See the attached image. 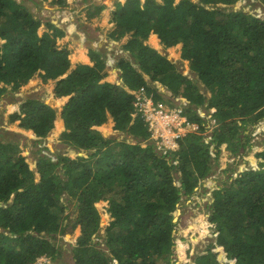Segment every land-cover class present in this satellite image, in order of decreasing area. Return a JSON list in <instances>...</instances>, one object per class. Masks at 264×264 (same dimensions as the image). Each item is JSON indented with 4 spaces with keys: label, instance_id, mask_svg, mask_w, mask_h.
<instances>
[{
    "label": "trees",
    "instance_id": "trees-1",
    "mask_svg": "<svg viewBox=\"0 0 264 264\" xmlns=\"http://www.w3.org/2000/svg\"><path fill=\"white\" fill-rule=\"evenodd\" d=\"M53 1L62 7L68 3ZM237 2H119L112 34H131L125 45L131 59L117 63L119 84L105 80L107 63L96 50L91 52L93 65H81L64 76L70 66L68 52L57 47L63 30L49 21L48 32L30 36L32 23L42 21L15 0H0V40H5L0 43V101L8 85L17 90L36 73L44 81L57 79L55 96L70 97L61 107L60 139L83 151L75 157L58 153L54 161L49 148H41L35 170L19 136L5 134L10 140L0 141V264H37L41 256L57 259V241L69 229L77 234L75 264H171L177 244L174 213L214 169L211 145L200 134L208 121L198 107L214 108L218 126L213 141L230 152H238L240 145L246 149L250 137L243 140L240 133L264 117V19L235 8ZM93 7L96 14L102 9ZM3 16L9 17L5 24ZM152 34L166 47L182 45L181 58L190 62L204 90L149 46ZM145 75L180 96L188 120L199 126L179 139L173 153L177 165L149 141L151 131L143 118L134 116L136 96L127 88L147 86ZM180 86L184 91L179 92ZM109 116L114 130L132 140L103 135L100 126ZM56 119V108L34 97L25 98L10 114L11 122L30 130L35 143L44 142ZM257 159L258 169L214 188L207 210L216 240L195 254L192 264H264V149ZM100 201L107 202L113 218L104 248L95 243L102 221ZM189 249L180 247L181 255Z\"/></svg>",
    "mask_w": 264,
    "mask_h": 264
},
{
    "label": "rangeland",
    "instance_id": "rangeland-1",
    "mask_svg": "<svg viewBox=\"0 0 264 264\" xmlns=\"http://www.w3.org/2000/svg\"><path fill=\"white\" fill-rule=\"evenodd\" d=\"M15 1L19 5H24L29 11H31L34 14L35 18L40 19L42 21L39 23L38 22L32 23L33 33L31 32L30 36H33L34 33L36 32L39 33V31H40L39 34L41 35V30L47 27V23L49 21H52L53 18L58 19V16L60 14L64 16L65 11L62 10L67 8L68 6H72V9H74L75 12L74 14L75 16L73 20L76 23V25L82 26L83 29H86V31L89 29V32L87 34H91V36L94 37L99 28L98 25L95 24L93 21L94 17L98 15L101 16V14L107 13V10H105L106 6H103L105 4L103 3L101 4L100 0H75L72 3L68 0L67 5L63 7L54 3L53 0H46V1L15 0ZM114 2H116L114 9L116 10L118 3L119 2L125 3L126 0H120V1L114 0ZM143 3H145V1ZM94 5L102 6L101 11L97 12L98 14H96V12L94 13V7H93ZM234 6H237L238 9L241 8L244 11L246 10L250 14L258 15L261 17V19L264 18V5L260 0H241L239 4H234ZM2 18L5 24V20L8 19L9 17L6 18L3 16ZM112 22L114 23V19ZM7 23L10 24L11 20H8ZM115 28L112 31H114ZM112 31L109 34L110 39L108 38L107 42L103 43V49L106 51L105 56L104 53L101 52V50L99 51L103 54V57L105 58V61L107 63L106 66H108V69L110 71H112V69L115 70L117 68V63L118 61H120V59L124 58L130 60V56H131V53L125 48V45L131 38V34H127L122 37H117V35L114 36L112 34ZM32 41L34 42L35 39ZM0 43L3 44L4 42L2 41ZM162 45H163V49H162V53L161 52L160 53L162 55L167 56V58L171 62L176 64L179 72H182L187 78L192 79L195 83H197L200 86V88L204 90V86L199 81L197 75L194 73L193 70H190L191 68L189 69L190 62L183 61L180 58L181 56V55L179 56L180 47L175 46L176 48L174 47L172 48V47H166L164 44ZM60 46L61 45L58 42L57 47L59 49L67 50L66 47L60 48ZM171 50L173 52H171ZM110 51L112 52L118 51L119 55L116 56V58H114L113 60H111L109 58V55L107 54L110 53ZM176 52H178V56L175 58V54H177ZM145 77H147L148 80L150 78L147 75ZM49 80L48 78H46V81L43 82V85L40 82L38 83L40 84V87L42 86V88L44 89L42 88L36 89L37 86L36 87L32 86V90H31V86L29 87L26 85L28 84V82L26 84H23L17 90H13L11 87L9 90L8 88V91L5 95L6 98H4L1 101V105L3 106L6 105L5 107H7V105L11 104L10 109H12L13 103L17 104L18 101L24 100L26 97H30V98L34 97L38 99L41 98V100L46 101L47 103L51 104L54 108L59 110L60 106L65 104L70 97H65V98L63 97L62 99L55 98L52 95L53 81H49ZM112 83L114 82L112 81ZM160 85L163 84H161L160 82L152 83L153 88L157 87L158 90H159L158 86ZM45 86L48 87V89H46ZM178 88H180L179 92L184 91L183 86H180ZM160 89L161 90L159 91V96L161 98L156 99V101H164L165 104L167 105V108L173 107L175 106V104H180L182 102V99H180L179 96H176L174 94L172 95L173 93L172 91L167 92L168 89L167 87ZM208 94L210 95V92H208ZM198 110L203 114L208 113V108L206 109L204 106L198 107ZM210 110L213 111V109ZM110 117L111 116H109V118ZM108 120L106 123H108ZM209 120L211 121L212 119ZM57 124L52 129V131H50L49 136H47L44 139V142L42 143H35L34 140L36 138L32 134H28L24 129L20 128L18 122L15 123L11 122L9 117L7 120V125L5 126L6 127L5 131L14 132V134L18 135L21 138L22 142L24 141V143H22L26 147L24 153L27 156V160L31 164L32 168L36 170V164L38 159V155L36 154V152L41 148L48 147L50 149L49 154L54 158V160L57 159L58 153H65L71 157L76 156L75 153L77 151L71 147H68L66 144H64L61 141L60 139L61 129H60L59 120L57 121ZM2 125H5V122L3 116L0 115V127ZM207 126H208V130L204 129L200 134L205 136L204 140L211 145V162L214 166V169L207 178L201 181L200 186L198 187L199 190L190 199H187L186 196L183 197L182 202L179 204L177 210L174 213L175 221L177 222V225L175 226V230H174V236L177 244H176L175 254L172 256L173 258L171 264H192L194 261L195 254L204 252L207 246L210 245L212 241L216 240V232H214L215 230L211 228V223L209 221L210 210H207L209 201L211 202L213 200V191H214L213 189L218 184L222 185L226 180H229L231 178L235 179L239 173L245 170L258 169L257 166L259 160L257 159V153H259L264 149V117L260 118L256 123L248 126V128L245 131L240 133V137L243 140L245 139V136L249 135L250 141L249 144H246L248 145L246 149H243L244 147L240 145L238 152H230L229 150H227V148L224 145L218 148L214 143L213 131L218 126L217 120L215 125L210 127V122H208ZM101 128H103L107 136H105L104 134L103 135L107 138L123 139L126 137L129 139V136L132 137L131 135H128L124 132L115 131L114 126L110 128L111 134L109 133L108 130L105 131L106 125L104 127L100 126V129ZM192 130L195 129L188 127L187 132H190ZM149 141L154 143V141L151 139V135L149 137ZM216 158L217 161H215ZM229 165H231L233 171L226 172L224 169ZM176 176H178L177 173ZM97 206L98 209L100 210L102 221H101V228L97 233V237L95 238V243H98L99 241L100 246L104 248L106 247V243H105L106 227L107 224L111 220H113V218L111 217V214L108 213L107 202L100 201L97 204ZM200 215H203L204 217L199 219ZM76 216L77 215L74 213L71 217L72 219H74ZM104 216H106L107 219L104 218ZM194 222L199 223V225L195 224ZM201 225L204 226L206 225L207 228L204 229ZM190 227L197 228V230L193 231ZM57 243L58 245H60L61 255L54 260H51L50 258H46L45 256H43L46 258V260H43L44 262L43 264H74L75 259L72 250L74 247H76L77 244V234L75 233V231L69 229L64 236H59V240L57 241ZM181 245L184 246L185 250L190 248L188 253L185 255L186 257L185 256L183 257L181 255L180 252V247H182ZM38 261L37 264H39ZM163 263L164 261L159 262V264H163Z\"/></svg>",
    "mask_w": 264,
    "mask_h": 264
},
{
    "label": "crops",
    "instance_id": "crops-1",
    "mask_svg": "<svg viewBox=\"0 0 264 264\" xmlns=\"http://www.w3.org/2000/svg\"><path fill=\"white\" fill-rule=\"evenodd\" d=\"M69 1L72 3L75 0H69ZM118 1H120V0H118ZM139 1L141 2V4H144L143 2L144 1L146 2L147 0H139ZM156 1L158 3H162V4L164 3V0H156ZM180 1L181 0H176V4L179 3ZM100 3L101 4L102 3L105 4L103 6H106L105 10H107V13L101 14V16L98 15V16L94 17L93 21L99 27L94 37H92L91 34H87L89 32V29L86 31V29H83L82 26L76 25V23L73 20V18L75 16L74 15L75 12H74V9H72V6H68L67 8L62 10V11H65L64 12L65 14L63 13L64 16H62V14H60L58 16V19L57 18H53V20H52V22L55 25H57L60 29L63 30V35L61 36V38L59 39L58 42L61 45L60 48L66 47L67 48V52H68V58H69L70 66H69L68 71L64 74V76L67 75V73L77 69L81 65H84V64L93 65L94 62L91 59V52L93 50H97V51L101 50V52H103L104 55L106 54V51L103 49V43L107 42L108 38L110 39L109 34L116 27V25L114 26V23L112 22L113 21L112 17H113V13L115 11L114 9H115V3L116 2H114V0H100ZM94 13H95V10H94ZM48 31H49V27L47 26V27H45L44 29L41 30V34H43L44 32H48ZM151 36L152 37L149 38L147 43H149V45L152 48H154V49H156V50H158L159 52L162 53L163 45L159 41L158 36L156 34H152ZM2 41L4 42V40L1 39L0 42H2ZM181 46L182 45L179 46L180 47L179 56L181 55ZM176 53L177 54H176L175 58L178 56V52H176ZM180 58H181V56H180ZM183 61H186V60H183ZM106 67H107L105 69V72L107 73L106 80L111 81V82L113 81V82L119 83L120 82V69L116 68L115 70L112 69V71H110L108 69V66H106ZM187 68H188V66H187ZM189 69H190V64H189ZM113 72H115V73H113ZM58 79H60V78H58ZM146 79H147V77H146ZM49 81H53V84H52L53 94L52 95L55 96L54 89L56 87V84H57L58 80L57 79H50ZM39 82L42 83V85H43L44 80L40 76V74L36 73L29 80L28 84H26V85L29 86V87L31 86V90H32V86H35V87L37 86L36 89H40V88H42V86L40 87V84H38ZM7 87L10 90L11 86L8 85ZM25 89H24V91H25ZM42 89H44V88H42ZM46 89H48V87H46ZM5 95L6 94H4L3 99L6 98ZM207 95L209 96L208 93H207ZM1 101H0V115L3 116L5 125H2L0 127L1 128L0 129V141L5 142L7 140H10V138H5V134H8V135L9 134H14V132L5 131V129H6L5 126L7 125L8 117L10 119V114L12 113L13 108H16V107L19 108V104L23 100L18 101L17 104L13 103L12 104L13 105L12 109H10L11 104L7 105V107H5L6 105H4V106L1 105ZM61 107L62 106H60L59 110L56 109L57 110V119H56V121L59 120V122H62ZM56 124H57V122H56ZM105 125H106V127H108V131L111 134L110 128H112L114 126V119L112 117H110L109 120H108V123H105ZM24 130L28 134H31L30 130H27V129H24ZM100 130L102 131V133L105 136H107L106 133L104 132L103 128H101ZM19 139L21 140L20 137H19ZM21 142H22V140H21ZM22 143H24V141Z\"/></svg>",
    "mask_w": 264,
    "mask_h": 264
},
{
    "label": "built area",
    "instance_id": "built-area-1",
    "mask_svg": "<svg viewBox=\"0 0 264 264\" xmlns=\"http://www.w3.org/2000/svg\"><path fill=\"white\" fill-rule=\"evenodd\" d=\"M135 94V116L139 115L143 118L151 131V139L160 151L164 153L175 151L179 146V139L188 133V127L195 129L190 132L198 130L199 126L188 120L181 106L167 108L164 101H156L154 94L147 92L144 88ZM213 112L214 110L211 111ZM208 117L210 118L211 115ZM211 119L210 127L216 124V120ZM174 163L176 164L177 161ZM38 260L39 264H43L46 258L42 257Z\"/></svg>",
    "mask_w": 264,
    "mask_h": 264
},
{
    "label": "clouds",
    "instance_id": "clouds-1",
    "mask_svg": "<svg viewBox=\"0 0 264 264\" xmlns=\"http://www.w3.org/2000/svg\"><path fill=\"white\" fill-rule=\"evenodd\" d=\"M239 2H241V0H239ZM239 2H237L236 4H239ZM234 7H236V8H238L237 6H234ZM261 18V17H260ZM264 19V18H263ZM175 47V46H174ZM97 51V50H96ZM97 52H99V51H97ZM108 55H109V58L111 59V60H113L114 58H116V56H118L119 55V52L118 51H110V53H107ZM130 59H131V57H130ZM117 68H119V67H117ZM120 69V68H119ZM121 69H120V82H119V84L122 82V80H121ZM146 76V75H145ZM148 77H150L149 75H147ZM105 80H106V77H105ZM148 80V79H147ZM106 81H108V80H106ZM111 82V81H110ZM154 82H160V81H157V80H155V81H152V80H150V78H149V80H148V85L147 86H142V87H140V89H138V90H131V89H129V88H127V90H128V92L129 93H131V94H133V95H135L136 96V92H139L140 90H142V88H144L147 92H149V93H153L154 94V96H155V99H157L156 98V96L157 95H159V90H158V88L157 87H155V88H153V86H152V83H154ZM114 83H117V82H114ZM161 84H163L162 82H160ZM164 85V84H163ZM163 85H160V86H158L159 88H162L161 86H163ZM163 87H167L166 85H164ZM168 88V87H167ZM168 91H170L169 89H167V92ZM171 92V91H170ZM172 95H173V93H172ZM179 98L180 99H182L180 96H179ZM58 99H62V98H58ZM135 103V102H134ZM186 105V103H185V101L182 99V102L180 103V104H175V105H179V106H181V108L184 110L185 109V106L184 105ZM134 106H135V104H134ZM207 109V108H206ZM210 109H213L214 110V108H208V113H205V114H203L202 112H200L199 111V114L201 115V117H203L204 118V120H206V121H208V122H210V120L209 119H211V118H214V119H216V117L214 116V112H215V110H214V112L213 113H211V110ZM135 113H136V108H135ZM135 113H134V116H135ZM184 114L187 116V114L184 112ZM209 115H211V117L209 118L208 116ZM136 116H139V115H136ZM135 116V117H136ZM188 117V116H187ZM208 119V120H207ZM191 123H193L192 121H191ZM193 124H197V123H193ZM206 124H208V123H206ZM198 125V124H197ZM208 127V126H207ZM208 130V129H207ZM183 137V136H182ZM129 140H132V137H130L129 136ZM178 148H179V146H178ZM178 148L175 150V151H171V152H169L167 155H169L170 154V156H169V161L171 160V163L172 164H174V165H177V163L175 164L174 162L175 161H177V159H173V153L174 152H176L177 150H178ZM50 150V149H49ZM75 150V149H74ZM77 151V150H76ZM47 153H49V152H47ZM76 155H82L83 154V151H77L76 153H75ZM166 155V156H167ZM53 158V157H52ZM53 160H54V158H53ZM28 161V160H27ZM54 161H57V159L56 160H54ZM34 169V168H33ZM36 169H37V164H36ZM199 190V188H197V190H196V192ZM214 190V189H213ZM195 192V193H196ZM194 193V194H195ZM193 196V195H192ZM209 203H210V201H209ZM41 257H43V256H41ZM41 257H39V258H41ZM46 258H49V257H47V256H45ZM38 258V259H39ZM38 259H37V261H38Z\"/></svg>",
    "mask_w": 264,
    "mask_h": 264
},
{
    "label": "flooded vegetation",
    "instance_id": "flooded-vegetation-1",
    "mask_svg": "<svg viewBox=\"0 0 264 264\" xmlns=\"http://www.w3.org/2000/svg\"><path fill=\"white\" fill-rule=\"evenodd\" d=\"M55 98H57L56 96H54Z\"/></svg>",
    "mask_w": 264,
    "mask_h": 264
},
{
    "label": "bare ground",
    "instance_id": "bare-ground-1",
    "mask_svg": "<svg viewBox=\"0 0 264 264\" xmlns=\"http://www.w3.org/2000/svg\"><path fill=\"white\" fill-rule=\"evenodd\" d=\"M163 89V88H162Z\"/></svg>",
    "mask_w": 264,
    "mask_h": 264
}]
</instances>
